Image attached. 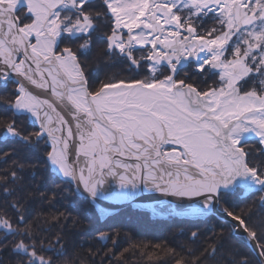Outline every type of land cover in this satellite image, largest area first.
<instances>
[{
  "label": "snow or ice",
  "instance_id": "1",
  "mask_svg": "<svg viewBox=\"0 0 264 264\" xmlns=\"http://www.w3.org/2000/svg\"><path fill=\"white\" fill-rule=\"evenodd\" d=\"M97 41V60L127 75L94 85L81 57ZM0 90L13 116L0 139L37 153L0 175L5 195L40 159L89 203L162 193L203 214L223 196L264 193V163L244 147L256 138L264 154V0H0ZM225 212L264 258V228ZM0 233V251L27 257L18 264H56L59 237L37 246L23 214L15 227L0 218Z\"/></svg>",
  "mask_w": 264,
  "mask_h": 264
},
{
  "label": "bare ground",
  "instance_id": "2",
  "mask_svg": "<svg viewBox=\"0 0 264 264\" xmlns=\"http://www.w3.org/2000/svg\"><path fill=\"white\" fill-rule=\"evenodd\" d=\"M4 151L1 150L0 152ZM5 153L6 152H4V154ZM43 154L44 152L41 155L43 156ZM4 172H1L0 175H3ZM43 172L44 173H41V179H44L45 181L50 183H59L61 186H63L58 190V193L68 195L70 192H74L72 189L73 186L65 180H61L60 176H57L55 174V170L46 168ZM55 178H57V180H55ZM62 181H64L66 184H64V182ZM9 186L12 185L10 184ZM14 187L15 190H19L17 186ZM12 200L14 201L10 203V206L13 211L9 206H6V209L11 210L12 213H17V196L15 197V195H13ZM39 202H42V200H39ZM74 203L75 204L71 205L70 208L82 206V209H84L85 211L84 213H82L84 214L85 219L88 215V217L91 218L92 221L88 226L85 227L81 224V227L87 228V231L92 233H90L91 235L88 234L87 236L86 234H84V237H82V235L80 237H75L74 235H72L74 233L73 230L62 231L59 227H54L49 235L43 236V243H45L46 245H48L49 243H55L56 238L59 237L60 243L55 244V247L59 249V253L54 256L57 264H166V261L168 262V260H171L173 264H177L178 260L184 261L185 256L189 259V263H191L194 258H200L201 264H205L210 260V258L207 257L208 255H201L199 253L195 254L197 249H191V245L189 243V241L195 243L193 240L197 238L200 241V245L205 250H208L212 245V243L209 241L210 238H199L204 234L203 230H199L192 224L187 223V220L189 218L201 216L202 214L195 212L193 209H190L187 204H182L178 207V200L176 198L166 197L162 193H140L130 201L114 199L110 201H97L95 203L88 202V205H83L79 201H74ZM134 205H136L135 207H137L138 210L133 208ZM120 206L124 210L123 214L112 213L115 210L117 211ZM23 209H26V207L24 206ZM23 209L19 210L18 212H22ZM27 209L28 211H32V208L30 207H27ZM88 210H92V212H90L89 214L87 213ZM32 212H34L35 215H39L37 211ZM176 214L177 216H175ZM175 217L180 218L181 221L182 219H184V222L180 224V226H178L177 224V230H175L174 233L171 234V232H173L171 229L173 222L171 221H173ZM86 220L88 222V219ZM228 220L231 221L230 218ZM98 221L104 223L106 226H100V229L96 230L95 228L100 225ZM87 222H84L83 225ZM64 223V227H70L67 222ZM70 223L72 224L71 221ZM184 223L188 225L192 233L196 232L198 234L194 239H188L187 237L189 236H186L184 234V231L187 230V226L185 227ZM28 224V227L31 229L32 224ZM120 227L124 228V231L119 233L118 235V238L123 237L124 242L121 244H119L118 238L115 240V238L113 237V230L120 229ZM111 229L112 232H109ZM103 232L109 233L104 234ZM39 233L40 232H38L37 234ZM145 236L148 237L145 238ZM70 237H73L71 241L68 240ZM176 237L181 243L177 242V240L175 239ZM108 240L111 241V245L107 244L108 242L106 241ZM148 243L152 248H167L173 245L175 246V248L168 249L167 252L171 256H168L167 259L161 261L160 263L147 260V250L141 249L140 252L138 251V254H128L130 253V248L138 244L145 246ZM229 246L232 247L234 251H236L235 246ZM256 248V244H253L251 245V247H248L247 249L245 247L244 249L246 251L245 253L248 255L249 253L255 254V256L252 255V257H250L249 263H251L253 258L256 257L262 262V264H264V258L260 257L259 249L255 250ZM118 252H122L124 255L122 256ZM1 253L4 254L9 260H13L17 257L12 252L9 253L6 251H2ZM116 253L119 255H114ZM44 254L46 256L54 255L52 252H46ZM172 258H176V260H172ZM15 264H17V260L15 261ZM185 264L188 263L185 262ZM253 264H255V262Z\"/></svg>",
  "mask_w": 264,
  "mask_h": 264
},
{
  "label": "rangeland",
  "instance_id": "3",
  "mask_svg": "<svg viewBox=\"0 0 264 264\" xmlns=\"http://www.w3.org/2000/svg\"><path fill=\"white\" fill-rule=\"evenodd\" d=\"M90 63L92 64L91 66H92L93 70H97L100 73L101 77L103 78V81L105 80V78L107 76L112 75L111 73L105 72L106 66H101V65L99 66V65L94 64L93 62H90ZM121 67L122 66H120V65H116L115 67H113L114 68L113 74H117L119 76L127 75V73H124L120 70ZM184 71L186 72L189 70L184 69ZM183 74H184V72H181V76H183ZM96 86H98V85H96ZM2 93H4V92L2 90H0V97L3 96ZM0 109H2L3 111H6V115L9 114V110H7L6 104L3 101H0ZM23 119H24V121H26L27 126H28V127H23V129H26L27 132H32L31 128H33V127L31 125V123L28 122L27 120H25L24 117H23ZM8 120L9 119L6 117L3 119V121H6L5 123H7ZM3 126H4V124H1L0 129H2ZM0 140H1L0 146H5V144L9 145L8 147H6L7 150L5 149V151H4V149H2L3 147H0V151L2 149L4 152H6V153L8 152L9 154L11 153L10 151H16L17 153L20 152V154L22 155L23 151H19L16 148H17V146L23 147V145L16 143L15 147L12 146L10 144L12 141L11 138L4 139V140L0 139ZM253 142L258 143L256 138H253V140L249 141L248 143H249V145H251ZM258 145H259V148H261V145L259 143H258ZM41 146H42V142H41ZM244 147H245V149L248 148L246 146H244ZM45 151L46 150H42V152H39V155L42 156L41 154ZM4 152H0V157L4 155ZM248 152L250 153V156H249L250 163L253 164V163H256L257 161L264 163V161H262V159H261L262 156L258 155L257 152L254 153V151H252V150L248 151ZM36 156H37V154H36ZM17 157H19V155L18 156L9 155L7 160L0 159V173L4 172L7 169H10L12 166V161L17 159ZM20 157H22L26 160L32 161V162H37V160H35L34 158L32 159V157L28 156V155L20 156ZM38 162L40 164L38 163L39 164L38 167H36L34 170L29 169V170H26L24 172L19 173V175L23 178L22 180L26 179L28 181V183H24V185H23V183H19V181H18L15 186H17L19 188V190H15V191L11 192V194L13 193L15 195V197L17 196V198H18V204H17L18 206L16 207L17 210L19 207L22 210L26 204V209H23L25 219H26V221H24V225L28 226L27 223L31 224L32 219L34 218V217H31L32 215H26L27 213H30L28 211L27 207H30L33 209V206H31L30 204L36 205L39 202V200H42V202H39V203H43L42 205L45 206L46 213H53V214L57 213L59 215L61 213V209H74L77 212V213H74V215H71V214H68L66 216L64 215V217L67 219V222L76 221V223H77L80 221L82 226H85V227L88 226L92 220H91V218L88 217L89 215L86 218V219H88V222L85 219V217H83L82 212H85V211H84V209H82V206H79L78 208H70L68 206V203L70 204L71 201L67 200V198L69 196L73 197L74 194H72L70 192L68 195L63 196L64 198L61 197L60 193H59L58 197L56 195H53L55 192L53 189L57 188L56 191L58 192V190L61 189L63 186L58 184V187H57V183L47 182L48 184H50L49 186H46L44 190H38V185H39L40 179L42 177L40 172L42 170L41 173H44L43 171L46 169L42 159H40ZM40 165L43 166V169H40L42 167ZM60 179L63 180V178H61V177H60ZM55 180H57V178H55ZM62 182H64V181H62ZM64 184H66V183L64 182ZM9 185H7V187H9L10 189H11V187H14L13 185L12 186H9ZM29 187L31 188L30 190L26 189ZM49 187L52 189L51 191L49 190ZM11 194L5 195L2 191V188H0V218L1 217L7 218L8 217L7 214H9L11 212L9 209H6L7 208L6 206L10 207V203H12L14 201V200H12L13 196H10ZM20 194H22V196H20ZM35 194H37V195H35ZM261 195H264V193H261V192H252V193L237 192L234 194H229V195L223 196L221 201L218 204H216L214 209H212L211 211H209L207 213L202 214L201 216L189 218L187 220L188 224H192L195 228H197L199 230H203L204 234L199 238H203V239L204 238L205 239L210 238L209 241L212 244L213 243L218 244V248L215 251V254L211 255V256L208 255L207 257H209L210 260L207 261L205 264H236V260H238L240 257H246L247 260H249L250 257H252V255L255 256V254H253V253H249V255L246 254L245 253L246 251L244 249H245V247H246V249L248 247H251V245L256 244V242L251 241L249 239V237L247 236V234L245 232H243L242 229L230 231V229H233L234 222L232 220L231 221L228 220L230 217H227L225 209H227L228 211H233L236 214H240L242 212L243 213H249L250 215L247 218L248 224L250 227H255L258 234H259L261 229L264 228V207H262L260 205V201H259V198ZM78 199L81 200V198H78ZM72 200L74 201L75 199H72ZM56 203H59L60 207H57V208H59V210L53 208V204L55 205ZM81 204L88 205V201L82 200ZM34 207L37 208L36 206H34ZM10 209H12V208L10 207ZM135 209L138 210L137 207H135ZM87 213L90 214L89 211ZM114 213L115 214H123L124 210L122 208H118V210ZM42 215H45V214L42 213ZM79 215L82 216V218H80ZM175 216H177V214ZM183 220L184 219H182V221H181L180 218L175 217V219H173V221H171V222H173V225L171 227L173 232H171V234H173L174 231L177 230V227H176L177 224H178V226H180V224H182L184 222ZM84 222H87V223L83 225ZM184 226L185 227L187 226L186 227L187 230L184 231V234L186 236H189L187 238L188 239L189 238L194 239L195 237H193L191 235L192 231H191V229H189L188 225L186 223H184ZM95 229L99 230L100 226H97ZM72 230H81V229L77 226V224H73V226H70L69 228H67V231H72ZM81 231H83V230H81ZM123 231H124V228H121V227H120V229L113 230V237L115 238V240L119 237L118 236L119 233H121ZM83 232L88 233L89 231H87V228H85V231H83ZM109 232H112V229ZM109 232H107V233H109ZM213 232H215V233H213ZM89 233H91V232H89ZM216 233H218V234H216ZM0 236H2V235H0ZM147 237L148 236H145V238H147ZM72 238L70 237L68 240L71 241ZM246 238L249 240V242ZM118 239H119V244L124 242L123 237L118 238ZM175 239L177 240L178 243H181L177 237ZM193 241L195 243H192L190 241H189V243L191 245V249H197L195 254L199 253L201 255H205L206 250L203 249L202 246L200 245L199 239L195 238ZM4 243L9 244V245L11 244V242H7V241H4ZM125 245H127V244H125ZM229 245L235 246L236 251H234L232 249V247H230ZM211 247H212V245H211ZM211 247L209 249L207 248L208 249L207 251L210 252ZM171 248H175V246L173 245V246H170L167 248H159V247L152 248V247H150L149 243L146 244L145 246L138 244V245L130 248V250H129L130 253H128V254L132 255L133 252L139 253L141 251V249L147 250L146 252L148 253V256L146 259L151 261V262L160 263L161 261L167 259L168 256H171L167 252L168 249H171ZM257 249L258 248H256L255 250H257ZM8 250L11 251V248L9 247L8 249H6L4 251L8 252ZM149 251L151 254L149 253ZM118 253H120V255H122V256L124 255L122 252H118ZM114 255H119V254L116 253ZM26 258L27 257L17 256L15 259H13L12 264H15L16 260H17V264H18L20 259H26ZM5 260H7V257L1 253L0 254V264H6L7 261H5ZM172 260H176V258H172ZM184 262L191 264V263H189V259L186 256L184 257ZM249 262H250V260H249ZM254 262H255V264H262V262L256 257L253 258L252 262L249 264H253ZM166 264H173V262H171V260L170 261L168 260V262L166 261Z\"/></svg>",
  "mask_w": 264,
  "mask_h": 264
},
{
  "label": "trees",
  "instance_id": "4",
  "mask_svg": "<svg viewBox=\"0 0 264 264\" xmlns=\"http://www.w3.org/2000/svg\"><path fill=\"white\" fill-rule=\"evenodd\" d=\"M21 11H24V10L21 9ZM103 48H104V44L102 42H100V41H97L96 44L93 46L92 51L87 55V57H81L82 60H86L85 67L87 69L93 70V68L91 66L92 64L90 62H93L94 64L99 65V66L100 65L101 66H106L103 58L97 60V56L99 55L100 51ZM94 71H95V79H94L93 83L96 86V85H99L103 81V78L101 77L100 73L97 70H94ZM105 72L113 74L114 73V68L106 66ZM2 94L4 95V93H2ZM5 117L9 119L7 122L12 120L13 119L12 112L9 111V114L6 115V111H3L2 109H0V125L1 124H6L5 123L6 121H3V119ZM15 119H16V123H18V125H17L18 127H20V128L28 127L26 121H24L22 116H17V117H15ZM31 129H32V131H34V128H31ZM244 146L248 147L246 149L248 151L252 150V151H254V153L257 152L258 155L262 156V158H261L262 161H264V154L260 153V151H259L260 148H259V145H258L257 142H253L251 145H249V143H248V144H246ZM45 150H46V148H45ZM26 189L30 190L31 188L29 187V188H26ZM20 196H22V194H20ZM25 206H26V204H25ZM34 206H36L39 210L44 211V214H45V215H35L34 218L32 219L33 223H31V224H32L33 227H36L35 230H38V232H40V233H42V232H46L47 233V232H50L49 229H51V232H52L54 227L55 228L59 227L61 230H63L65 228L64 227V225H65L64 222H67V219L64 217V215L66 216V214L64 212H62V209H61V213L58 215L57 213H55V214L46 213L44 205L40 204L38 206V205L34 204L33 205V209L35 208ZM83 217H84V214H83ZM56 220H57V222H56ZM67 223L70 225V222H67ZM99 226H101V227L104 226V223L100 224ZM81 229H83V227ZM133 254H138V253L133 252ZM123 264H125V263H123Z\"/></svg>",
  "mask_w": 264,
  "mask_h": 264
},
{
  "label": "flooded vegetation",
  "instance_id": "5",
  "mask_svg": "<svg viewBox=\"0 0 264 264\" xmlns=\"http://www.w3.org/2000/svg\"><path fill=\"white\" fill-rule=\"evenodd\" d=\"M1 141V140H0ZM12 146H14L15 147V144H16V142H14L13 140L11 141V143H10ZM18 144V143H17ZM9 145H7V144H5V146H0V147H3L2 149H6V147H8ZM1 149V150H2ZM17 150H19V151H23L22 152V155L20 154V152L19 153H17L16 151V156H18L19 155V157L20 156H25V155H28V156H31L32 157V159L34 158L35 160H36V152H34V151H32L31 149H27V148H25L24 146L23 147H20V146H17V148H16ZM7 150V149H6ZM42 150H45V148H44V146L42 145V146H40V151L39 152H42ZM10 152H13V151H10ZM8 153V152H7ZM2 161V160H1ZM39 163V162H38ZM40 164V163H39ZM38 164V165H39ZM40 166H42V165H40ZM40 169H43V166L40 168ZM41 172H42V170H41ZM41 172H40V174H41ZM19 183H23V185H24V183H28V181L26 180V179H24V180H20L19 181ZM58 184L59 183H57V187H58ZM50 184H48L47 183V181H45L44 179H41L40 180V182H39V185H38V190H44L45 189V187L46 186H49ZM72 186H73V188L72 189H74V185L73 184H71ZM66 186H68V185H66ZM57 189V188H56ZM56 189H53L55 192H54V194L53 195H56L57 197L59 196V193L56 191ZM49 190L51 191L52 189L49 187ZM72 194H74V196L72 197V196H69L68 198H67V200H70L71 202H70V204L68 203V206L70 207L71 205H73V204H75L74 203V201H79V202H82V200H85L82 196H80L79 195V193H72ZM14 194L12 193L10 196H13ZM35 195H37V194H35ZM63 196H65L64 194H61V197L62 198H64ZM78 198H81V200H79ZM72 199H75L74 201L72 200ZM42 205L43 203H37L36 205ZM31 205V204H30ZM31 206H33V205H31ZM52 206V205H51ZM11 207V206H10ZM26 207V206H25ZM57 207H60L59 206V203H56L55 205L53 204V208H55V209H58L59 210V208H57ZM79 206H76V207H74V208H78ZM12 210V209H11ZM10 210V211H11ZM19 210H21L20 209V207L18 208V210H17V213L16 212H13L12 213V211L9 213V214H7V218L8 219H10L12 222H13V226H16V221H17V219H18V217L21 215V214H24V212L22 211V212H18ZM32 211H37V213L39 214V215H42V213H44V211H42V210H39L38 208H34V209H32ZM32 211H29L30 213H27L28 215H32L31 217H34L35 216V214H34V212H32ZM89 212H92V210H88ZM62 212H65V214L66 215H68V214H71V215H74V213H77L74 209H62ZM82 213H84V212H82ZM18 214V215H17ZM30 217V218H31ZM79 217L80 218H82V216H80L79 215ZM2 218V217H1ZM24 220L26 221V219H25V215H24ZM79 221V220H78ZM56 222H57V220H56ZM72 222V224L70 223V226H73V224H77V226L81 229L82 227H81V222L79 221V222H77L76 223V221H71ZM99 222V221H98ZM100 224H102L101 222H99ZM28 224V223H27ZM29 225V224H28ZM24 226H26V225H24ZM104 226H106L105 224H104ZM36 229V227H33L32 226V228L30 229V231L33 233V235L35 236V238H36V240H37V246H39V244H40V242L42 241V242H44L43 241V236H47V235H49L50 233H51V229H49L50 230V232H42V233H39V234H37L38 233V230H35ZM47 230V229H46ZM81 230H83V231H85V228L83 227V229H81ZM81 230H73L74 231V233L72 234V235H74L75 237H80L81 235H82V237H84V234H86V236L88 235V233H86V232H83V231H81ZM62 231H67V228L65 227ZM92 233V232H91ZM104 234H106L107 232H103ZM0 235H3V233L1 234L0 233ZM89 235H91L90 233H89ZM13 239H15L14 237H12V236H8L7 237V240H5V241H7V242H12L13 241ZM118 241V240H117ZM106 242H108L109 243V245H111L112 243H111V241L110 240H108V241H106ZM119 242V241H118ZM107 243V244H108ZM44 245H46L45 243H43ZM61 245V244H60ZM0 252H2V251H0ZM8 252L10 253L11 251L10 250H8ZM4 253V252H3ZM1 254V253H0ZM15 256H18V255H15ZM48 256H51V255H48ZM5 261H7L6 262V264H12V262H13V260H9L8 258H7V260H5ZM56 264H57V261H56Z\"/></svg>",
  "mask_w": 264,
  "mask_h": 264
},
{
  "label": "water",
  "instance_id": "6",
  "mask_svg": "<svg viewBox=\"0 0 264 264\" xmlns=\"http://www.w3.org/2000/svg\"><path fill=\"white\" fill-rule=\"evenodd\" d=\"M2 140H4V139H2Z\"/></svg>",
  "mask_w": 264,
  "mask_h": 264
}]
</instances>
